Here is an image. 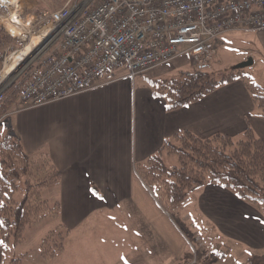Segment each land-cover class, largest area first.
I'll list each match as a JSON object with an SVG mask.
<instances>
[{"label": "crops", "instance_id": "obj_1", "mask_svg": "<svg viewBox=\"0 0 264 264\" xmlns=\"http://www.w3.org/2000/svg\"><path fill=\"white\" fill-rule=\"evenodd\" d=\"M226 35L221 37L222 52L232 40ZM256 38L259 50L252 56L253 65L259 64L256 84L264 90V30ZM186 66L191 67L189 60L182 57L133 78L122 64L101 76L91 90L11 115L13 131L26 152L36 159L46 155L61 174L60 182L45 192L46 199L60 203V216L53 220L65 227L67 236L94 221L108 223L118 235L121 226L112 225L107 214L119 209L122 215L134 216L129 227L132 244L136 241L131 264L188 263V257L180 261L188 252L185 239L140 179L137 164L184 130L201 138L217 133L237 138L250 126L264 140V117L242 80L168 110L166 99L154 93L149 81L175 76ZM191 198L197 213L214 224L221 241L244 247L238 261L264 251V210L219 184H207ZM3 259L0 245V264ZM214 259L217 262L215 255Z\"/></svg>", "mask_w": 264, "mask_h": 264}, {"label": "trees", "instance_id": "obj_2", "mask_svg": "<svg viewBox=\"0 0 264 264\" xmlns=\"http://www.w3.org/2000/svg\"><path fill=\"white\" fill-rule=\"evenodd\" d=\"M38 14L40 16L43 12ZM12 43H15L14 39L0 25V63ZM28 73L22 74L0 98V123L13 114L20 102V88ZM236 80L245 83L264 117V90L248 82L244 69L240 67L220 78L210 70L189 67L166 79H150L149 83L157 96L166 99L168 110L173 111ZM4 129L0 138L2 264H6L10 247L24 243L27 228L47 218H58L61 209L59 202H50L43 197L46 190L60 182L59 170L46 155L37 159L31 157L11 125ZM165 155H174L178 164L166 165ZM136 172L150 191H157V201L167 214L207 184H219L230 189L240 199L264 210V140L250 126L237 138L222 133L201 138L188 130L179 131L167 138L156 153L137 164ZM67 232L63 225H59L42 239L40 249L45 260H53L63 252ZM218 238V246L212 251L216 257L225 258L227 253L220 249V255L218 250L220 245L226 244ZM21 261V258H12L10 264H21ZM244 264H264V254H250Z\"/></svg>", "mask_w": 264, "mask_h": 264}, {"label": "built area", "instance_id": "obj_3", "mask_svg": "<svg viewBox=\"0 0 264 264\" xmlns=\"http://www.w3.org/2000/svg\"><path fill=\"white\" fill-rule=\"evenodd\" d=\"M16 16L12 23L17 27L31 23ZM39 18L52 33L24 72L29 71L18 110L91 90L122 64L131 77L182 57L197 70H207L223 35L264 30V0H68Z\"/></svg>", "mask_w": 264, "mask_h": 264}, {"label": "rangeland", "instance_id": "obj_4", "mask_svg": "<svg viewBox=\"0 0 264 264\" xmlns=\"http://www.w3.org/2000/svg\"><path fill=\"white\" fill-rule=\"evenodd\" d=\"M67 1L68 0H14V3L9 6L0 5V25L4 27V25L7 24L9 31L15 37H18L14 39L15 43H12L8 47L7 53L0 63V71L4 70V60L6 56L12 58L18 50L25 48V44H27L32 37L43 39L51 28L49 25L45 28L42 27L44 25L39 23L40 18L38 13L58 10L62 8ZM17 14H19V18L31 22L30 24L24 25V31L23 28L17 27L12 23V18H16ZM33 16L35 17L34 20H32ZM9 17H11L10 20ZM7 20H9V22ZM256 34V32H234L226 35L224 38L232 37V40H229L228 44L225 43L223 45L225 49L223 52L221 51L223 40L220 38L216 44L217 49L214 58L209 63L207 70H210L216 78H220L225 74L231 73L233 68L241 67L244 69L247 81L256 84L259 73L255 69H258L259 64L255 63L253 65L252 62V64L242 67L243 63L251 59L254 61L252 56H257L259 44ZM41 46L42 45H39L33 49L32 54L36 55ZM247 54L250 56L246 58L245 56H247ZM33 55L28 58L19 74L9 82H7L6 79L3 81V84L6 83L3 90L4 93L26 71L32 62L31 57ZM185 68L187 69L189 66ZM20 107L17 105L13 113ZM10 117L11 116L6 117L5 120L0 123V138L3 136L4 128L8 125H12V118ZM164 160L166 165L170 167L178 164L177 158L174 155H165ZM192 195H190L188 201L178 206L177 209H170L168 211L171 222L186 241L188 252L184 254L183 259L180 261L188 257L186 261L188 263L186 264H244L246 258L242 263L238 261L241 254H245L244 247L225 240L223 241L227 247L220 245L218 253L221 255L220 249H222V252H226L227 256L225 258L216 257V262L212 249L218 246V232L214 229V224L210 219L197 213L196 205L191 198ZM43 197L46 199V192L43 193ZM118 210L112 214H107V217L110 219L108 221L111 222L112 225L117 222L118 225L121 226L118 235L117 233L115 235L113 226L108 223H106V225H101L94 221L85 226L82 225L79 229L73 231L70 236H65V252L55 261L45 260L41 256L40 245L42 239L46 237L50 231L56 229L59 224L55 223L56 221L53 220L54 218H47L37 225L26 229L25 236L28 240L25 243L9 248L6 255V264H10L12 258H21V264H131L129 257L132 255L131 253L134 250L133 244H136V241L134 240L132 244V239L134 238L132 237L129 227L133 224L132 219L134 216L131 214L122 215ZM158 238L159 237L155 238L156 248L160 242ZM256 254H264V251H260Z\"/></svg>", "mask_w": 264, "mask_h": 264}, {"label": "bare ground", "instance_id": "obj_5", "mask_svg": "<svg viewBox=\"0 0 264 264\" xmlns=\"http://www.w3.org/2000/svg\"><path fill=\"white\" fill-rule=\"evenodd\" d=\"M12 3H14V0H0V5L3 6H9ZM51 33L52 32L50 28L43 39L32 37V39L27 44H25V48L18 50L12 58H8L4 70L0 72V79H6L7 81L13 79V77L18 72H20L21 68L25 65L28 58L33 55V49L39 46L44 41L45 37H48L49 35H51Z\"/></svg>", "mask_w": 264, "mask_h": 264}, {"label": "water", "instance_id": "obj_6", "mask_svg": "<svg viewBox=\"0 0 264 264\" xmlns=\"http://www.w3.org/2000/svg\"><path fill=\"white\" fill-rule=\"evenodd\" d=\"M252 62H253V61H252V59H251V60H249V61L243 63V64H242V67H243V66H248V65H250V64H252ZM240 68H241V67H240Z\"/></svg>", "mask_w": 264, "mask_h": 264}]
</instances>
